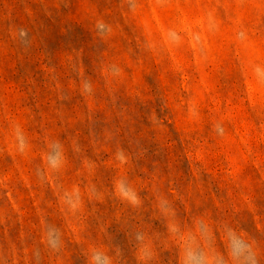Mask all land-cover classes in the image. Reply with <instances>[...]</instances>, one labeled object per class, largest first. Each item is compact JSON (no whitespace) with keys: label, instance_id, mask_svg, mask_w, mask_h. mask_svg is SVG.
Returning <instances> with one entry per match:
<instances>
[{"label":"rangeland","instance_id":"1","mask_svg":"<svg viewBox=\"0 0 264 264\" xmlns=\"http://www.w3.org/2000/svg\"><path fill=\"white\" fill-rule=\"evenodd\" d=\"M0 264H264V0H0Z\"/></svg>","mask_w":264,"mask_h":264}]
</instances>
